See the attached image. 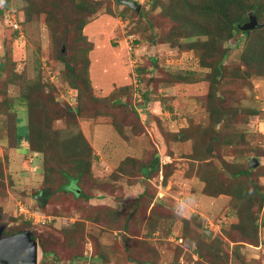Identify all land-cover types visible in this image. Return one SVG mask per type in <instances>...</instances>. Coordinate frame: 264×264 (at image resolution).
Returning a JSON list of instances; mask_svg holds the SVG:
<instances>
[{"label": "trees", "instance_id": "obj_1", "mask_svg": "<svg viewBox=\"0 0 264 264\" xmlns=\"http://www.w3.org/2000/svg\"><path fill=\"white\" fill-rule=\"evenodd\" d=\"M2 1L0 14L5 8H10L14 0ZM21 1L25 3V20L41 13L46 15L52 37L51 55L63 63L62 81L75 89L76 95L74 106L63 104L56 99L54 85L36 76L26 83L18 97L5 99L8 106L21 107L9 114L12 118L7 127V146L33 152L42 163V182L35 197L38 204L36 212L44 216L43 222L37 223L32 218L20 215L25 218V226L5 233L30 230L41 248L39 264H110L115 255L130 264H159L158 250L149 237L159 231L161 222L167 219L161 210L163 201H155L152 197L145 199V188L135 198L124 202L123 206H115L119 198L113 195V191L120 189L121 179L132 186L139 181L145 183L160 173L163 174V183H166L168 174L172 172L170 166L173 161L163 164L161 154L152 143V151L146 150L145 157L125 156L107 175L94 176L92 148L78 124L81 120L103 118V123L112 125L119 133L128 129L135 136L149 134L155 129L146 118L149 112L143 110L144 119L138 108L144 109V106L156 100L157 85L166 87L179 82L191 83L195 78L191 73L164 67L156 57H148L136 69L138 87L129 84L109 95L99 96L88 74L89 53L93 43L84 34V27L103 7L110 10L111 2L121 5L120 0ZM135 1L139 3V0ZM148 3L153 7L158 3L164 5L163 10L169 20L164 39L159 40L153 35L150 37L153 45L167 44V48L198 51L199 66L208 69L203 77L209 86L205 103L208 126L202 128L190 120L191 124L183 127L174 137L179 141L193 138L189 157L191 164L198 162L197 171L203 182V194L211 197L230 196L229 215L236 218L228 229L222 228L223 231L216 232L213 237L202 232V239L194 227L199 215L184 217L179 237L181 245L176 248L173 264H179V258H185V251L190 248L197 254V260H188L184 264H200L199 261L204 264H228L231 257L248 264L241 255V248L264 243L260 237V230L264 229V186L259 183V179L264 176L260 171L262 165L252 167L249 165L250 159L244 164L233 162L224 168L225 174L220 171H202L199 166L201 162L203 166L209 165V159L216 155L222 142H231L229 140L233 136H243L234 133L228 139V134L221 132L220 125L226 128L233 126L238 114L235 113L237 108L223 104L225 96L220 86L222 81L230 78L250 80L255 76L264 77V0H166L164 4L159 0H148ZM124 6L137 13L129 6ZM145 14L142 7L137 15L142 17ZM125 15L122 13V17ZM250 15H254L261 25L242 30L240 26ZM130 36L133 37V45H139L134 34L126 35ZM233 46H241V50L238 65L230 68L225 60ZM142 83L143 90L140 87ZM139 92L141 94L136 97L134 94ZM163 107L166 108L165 105ZM19 111L24 112V117H19ZM259 113L254 109L250 114L257 116ZM152 116L155 121H160V117ZM57 120L65 121L68 127L54 128L53 123ZM2 175L0 171V177ZM39 195H42L41 201ZM68 198L75 207L69 217L74 216L75 219L66 227L56 229L53 224L60 217V211L56 208L49 211L48 206L55 204L59 208ZM92 199L106 202L93 205ZM47 218L54 221L44 224ZM168 219L173 223L177 215H171ZM86 221L106 231L118 232L109 247L100 244V248L93 249L90 256L77 251L79 242H83L87 236L84 231ZM39 224L48 226V230L56 231L61 237L36 232L33 226ZM62 248H68L63 256L59 254Z\"/></svg>", "mask_w": 264, "mask_h": 264}, {"label": "rangeland", "instance_id": "obj_2", "mask_svg": "<svg viewBox=\"0 0 264 264\" xmlns=\"http://www.w3.org/2000/svg\"><path fill=\"white\" fill-rule=\"evenodd\" d=\"M159 1L164 4L166 0ZM139 3L141 8L143 7L146 11L142 17L129 10L124 4L117 5L111 2L110 10L103 7L86 23L84 28L86 37L90 42L93 41L97 44L89 53L88 64V74L96 86L95 90L100 89L106 93L119 89L120 84L127 79L126 66H129L130 72L134 74V84L138 87L136 69L145 63L148 57H156L160 64L169 69L191 73L195 81L191 83L179 82L166 87L157 85L155 90L158 95L154 97L156 99L154 105L161 106V118H159L160 121L154 122L156 125L154 132L148 130L149 134L133 136L128 129H123L122 133H119L112 125L103 123V118H99L85 128L87 135L84 136L93 139L97 146L98 160L101 161V163L98 162V166L102 167V171L103 167H106V170L110 169L111 172L126 155L145 157L146 150L152 151V143L161 154L163 164L173 161L172 165L174 166H170L172 172L168 174L166 183H163V174L160 173L145 183L139 181L132 186L127 185L126 181L121 179L119 180L120 189L113 191V195L119 198L115 206H123L124 202L135 198L145 188L147 189V198L145 199L152 197L155 201H163L161 210L167 219L161 222L159 231L152 234L149 239L158 250L159 264H173L176 248L181 245L178 239L182 234V219L184 217H189L192 214L199 215L194 227L197 230V235L202 239H204L202 232L204 233L205 228L213 230V234L210 236L213 237L216 232L223 231L222 228L228 229L229 225L236 221V218L229 215L230 196L211 197L203 194L201 189L203 182L197 171L198 162L191 164L189 157L192 153L193 138L179 141L174 137L185 125L191 124L190 120L202 128L208 126L205 103L209 86L208 81L203 78L208 69L199 66L198 51L180 47L167 48V44H160L157 47L155 44L153 45L150 37L153 35L159 40L164 39L165 32L169 27V20L163 10L164 5L161 3L154 7L148 3V0H139ZM24 5L23 1L14 0L11 2V7L5 8L0 14V171L3 174L0 177V223L6 224V232L22 229L25 226L24 216L18 214L19 202L35 212L38 211L35 193L41 186L42 173L40 169H43V166L35 153H24L26 152L24 148L17 149L7 146V127L12 118L9 114L21 107H10L5 104V99L18 97L27 85L26 83L38 76L41 81H48L54 85L57 100L59 99L67 105L69 103L71 106H74L75 103V91L62 81L63 63L51 55L52 37L50 26L46 22V15L41 13L27 21L25 20ZM2 8L3 1L0 0V9ZM122 13L126 14L125 17H122ZM13 21L17 22V29L13 27ZM90 32L95 33L91 35ZM128 33L134 34L139 45L137 43L130 45V39H124V48L128 57L126 59L123 46L119 45V38L123 36L127 38ZM109 34L111 37L108 38ZM240 50L241 46L231 48L225 60L226 65L230 68L238 65ZM115 51L119 56L115 55ZM140 87L143 90L144 83L140 84ZM220 90L224 92L225 96L223 104L230 108H237L235 113L238 114L233 126L226 128V126L220 125L221 132L227 133L228 139L234 133L243 136H233L229 140L231 142H222L216 150V155L209 159L210 161L207 160L209 167L203 166L204 163L201 162L200 170L220 171L225 174L224 168L227 165L233 162L244 164L248 162V159L257 157L261 160L258 164V166L262 165L260 171L264 173V118L262 114L264 77L255 76L250 80L230 78L222 81ZM163 93H169L170 96H165L170 98H161L164 96ZM97 94L100 93L97 92ZM139 94L141 93H137V97ZM138 109L140 110V107ZM254 109L261 112L259 113L261 121L256 120L258 115L250 114ZM19 112V117H24V112ZM53 124L54 128L68 127V124L63 120L54 121ZM80 124L79 122V129L83 132L82 124ZM71 127L75 128L72 125ZM38 163L41 164L38 165V168H34ZM201 166L203 167L201 168ZM259 183L264 186V176L259 179ZM30 185L37 188L29 190ZM29 197L31 200H28ZM69 198L65 200L66 203L59 205V208L55 204L48 206L49 211L54 208L60 211V217L55 221L44 219L46 221L44 224L54 221L53 225L56 229H60L75 219L74 216L69 217L71 212L75 211V207L72 206L74 203L69 201ZM105 202L92 199L91 204L98 205V203L104 204ZM188 213L191 214L188 215ZM171 215H177V219L173 223L168 219ZM33 217L34 219L40 217L37 223H41L43 220L38 212ZM198 223H200L199 226ZM44 224L33 227L36 232L42 235L61 237L56 231L48 230V226ZM132 230L135 231L133 228ZM84 231L87 236L83 242H79L77 251L87 253L89 256L93 249L100 248V244L109 247L118 235V232L114 234L112 231H106L90 221L85 222ZM112 237H114L113 240ZM260 237L264 241V229L260 230ZM67 249L62 248L63 251L59 254L63 256V253L68 251ZM185 252V258L181 256L184 263L188 260L193 262L197 260V254L191 248ZM241 255L248 264H261L264 262V243L260 246H243ZM40 259L41 248L39 246L38 264ZM110 264L130 263L115 255ZM228 264L242 263L231 257Z\"/></svg>", "mask_w": 264, "mask_h": 264}, {"label": "water", "instance_id": "obj_3", "mask_svg": "<svg viewBox=\"0 0 264 264\" xmlns=\"http://www.w3.org/2000/svg\"><path fill=\"white\" fill-rule=\"evenodd\" d=\"M120 3L129 6L137 13L141 8V4L135 0H120ZM258 25L254 15H250L249 19L241 25L242 30L252 29ZM259 164L257 158L253 157L249 160V165L254 167ZM40 201L42 195H39ZM5 224H0V264H38L39 261V245L36 239L32 237L30 230H22L9 235H3ZM204 232L210 237L213 230L204 229Z\"/></svg>", "mask_w": 264, "mask_h": 264}, {"label": "crops", "instance_id": "obj_4", "mask_svg": "<svg viewBox=\"0 0 264 264\" xmlns=\"http://www.w3.org/2000/svg\"><path fill=\"white\" fill-rule=\"evenodd\" d=\"M85 28V27H84ZM95 32H90V34L91 35H93ZM84 34H85V30H84ZM112 34V33H111ZM114 34H116V33H114ZM109 37H111V35L109 34V36H108V38ZM117 37H120L119 35H117ZM124 37V36H123ZM119 38V42H120V44L119 45H121V46H123V49H124V53H125V55H126V59L128 58L127 57V54H126V50H125V48H124V46H125V42H124V39H127V38ZM92 41V40H91ZM92 43H93V48H92V50L94 49V47H95V45H97L96 44V42H93L92 41ZM91 50V51H92ZM115 55L117 56H119V54H118V52H116L115 51ZM89 59H90V57H89ZM125 70H126V74H127V79L123 82V83H121L120 85H121V87L122 86H125V85H129V84H132V85H135L136 86V84H134V82H135V77H134V74H132L130 71H131V69L129 70V66H126L125 67ZM90 80H91V78H90ZM91 84H92V87H93V89H94V91H95V93L97 94V92L98 93H100V94H97V95H99V96H106V95H109L111 92H113L114 90H110V91H107L106 93H104L103 91H101L100 89H98V91H96L95 90V88H96V86H95V84L92 82V80H91ZM94 84V85H93ZM95 86V87H94ZM111 86V85H110ZM73 91H75V95H76V90L75 89H72ZM169 93H163V95L165 96V95H168ZM136 97H137V93L136 94H134ZM168 96H170V95H168ZM172 97V96H171ZM174 98V97H173ZM154 103H156V100H154V101H152L149 105H147L146 107L144 106V109L143 108H140V110L138 109V112L141 114V116L145 119V113L143 112V110H148V114L149 115H147V117L146 118H148L149 119V121H150V123H151V125H152V127H156V125L154 124V122H156V121H154V118H152V115H156V116H158V117H160V114H161V106L160 105H154ZM158 104H159V101H158ZM167 112H169L168 110H166ZM164 114H165V112H163ZM161 118V117H160ZM91 122H93L92 120H81L80 121V123L82 124H80L81 125V128H82V130H83V134L84 135H87V133H86V131H85V128L87 127V126H90V123ZM94 123V122H93ZM105 124H108V123H105ZM184 127H186V125L184 126ZM129 131V130H128ZM130 133V132H129ZM131 134V133H130ZM132 135V134H131ZM133 136H135V135H133ZM87 141H88V143H89V145L91 146V148H92V151H93V164H92V170H93V174H94V176H99V177H101V176H105V175H107L108 173H110V169L109 170H106V167H103V171H102V167L100 168V166H98V162H100L101 163V161H99L98 160V156H97V146L94 144V142H93V139H91L90 137H88L87 136ZM26 150V149H25ZM28 151L26 150V152H24V153H27ZM29 153V152H28ZM34 155V154H33ZM126 156H128V155H126ZM130 156H132V155H130ZM121 161V160H120ZM26 164V163H25ZM34 168H38V164H35V167ZM203 184V183H202ZM202 186L203 185H201V189H202ZM33 188H37V187H33V186H29V190L31 189H33ZM28 200H31V197H29V199ZM194 212V211H193ZM189 214H191V213H188V215ZM39 216H41V218L42 217H44L43 215H41V214H39ZM40 218V217H39ZM49 218V217H48ZM47 218V219H48ZM114 234H116V232H113ZM157 233V231L155 232V234ZM154 234V233H153ZM114 239V237H112V240ZM191 255H192V252H191ZM179 264H184V261H183V258L182 257H180V260H179Z\"/></svg>", "mask_w": 264, "mask_h": 264}, {"label": "built area", "instance_id": "obj_5", "mask_svg": "<svg viewBox=\"0 0 264 264\" xmlns=\"http://www.w3.org/2000/svg\"><path fill=\"white\" fill-rule=\"evenodd\" d=\"M12 25H13V27L15 28V29H17L18 28V24H17V22H15V21H13L12 22ZM127 39H130V42H131V44L130 45H132L133 44V37H127ZM129 49H130V47H129ZM132 66H133V63H132ZM136 67V66H135ZM262 114H263V118H264V109L262 110ZM256 120L257 121H261V118L259 117V115L256 117ZM263 144H264V141H263ZM17 209H18V214L19 215H24L26 218H32L34 221H38V220H40V218L39 219H34V217H33V215L34 214H36V212L35 211H33V210H31L30 208H28V207H26L24 204H22L21 202H19L18 203V206H17ZM42 222H43V220H42Z\"/></svg>", "mask_w": 264, "mask_h": 264}, {"label": "flooded vegetation", "instance_id": "obj_6", "mask_svg": "<svg viewBox=\"0 0 264 264\" xmlns=\"http://www.w3.org/2000/svg\"><path fill=\"white\" fill-rule=\"evenodd\" d=\"M0 218H1V215H0ZM0 224H2V223H0ZM3 224H5V223H3ZM5 228H6V224H5ZM5 228H4V231H3V235H9V234L5 233L6 232V229Z\"/></svg>", "mask_w": 264, "mask_h": 264}, {"label": "clouds", "instance_id": "obj_7", "mask_svg": "<svg viewBox=\"0 0 264 264\" xmlns=\"http://www.w3.org/2000/svg\"><path fill=\"white\" fill-rule=\"evenodd\" d=\"M178 240L180 241V238Z\"/></svg>", "mask_w": 264, "mask_h": 264}]
</instances>
